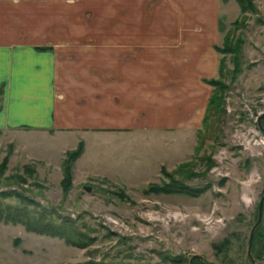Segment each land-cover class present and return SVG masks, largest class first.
Wrapping results in <instances>:
<instances>
[{
    "label": "rangeland",
    "instance_id": "1",
    "mask_svg": "<svg viewBox=\"0 0 264 264\" xmlns=\"http://www.w3.org/2000/svg\"><path fill=\"white\" fill-rule=\"evenodd\" d=\"M221 2L219 44L237 52L217 53L220 107L197 129L171 142L147 128L110 140L0 130V207L75 230L67 242L2 219L0 264H264V203L247 252L264 194V0Z\"/></svg>",
    "mask_w": 264,
    "mask_h": 264
},
{
    "label": "crops",
    "instance_id": "2",
    "mask_svg": "<svg viewBox=\"0 0 264 264\" xmlns=\"http://www.w3.org/2000/svg\"><path fill=\"white\" fill-rule=\"evenodd\" d=\"M222 7L0 0V130L110 140L147 128L167 131L171 142L175 131L197 129L209 98L204 80L218 72Z\"/></svg>",
    "mask_w": 264,
    "mask_h": 264
},
{
    "label": "trees",
    "instance_id": "3",
    "mask_svg": "<svg viewBox=\"0 0 264 264\" xmlns=\"http://www.w3.org/2000/svg\"><path fill=\"white\" fill-rule=\"evenodd\" d=\"M239 9L241 12L244 11H249L252 8V0H236ZM219 28L221 29V25L219 24ZM217 51L220 53H232L234 56L237 52L236 47L231 44L230 41H228V38H225L223 40L222 46H217L216 47ZM235 60H237L235 58ZM221 62V60H219V63ZM220 65V64H219ZM218 69H220V67H218ZM207 84L213 85L216 88L219 89H223L224 85L220 82H218L217 78H208L204 80ZM215 89L211 92V95L207 101V105H206V109H205V113H204V117H203V121H202V125L204 123V120L206 119V115L207 112L209 110L213 109H219L220 107V103H221V99L219 96H217ZM2 93V88L0 87V94ZM82 149V145L79 144V146L77 147V149H75L72 153H70L72 155V158H76L79 156L80 151ZM7 161V158H4L2 161V164L0 166L1 169H3L5 167V163ZM70 172L67 171L65 173L64 176V182L66 184L69 183L70 181ZM4 196H8V195H4ZM32 202V201H30ZM26 210L23 208H18V207H10V205L5 206L4 208L0 207V220L2 219H11L13 221H16L18 223H22L24 226H26V228L29 231H33L36 233H40V234H49L52 236H57V237H61L64 238L67 242L73 241L74 239H72L73 234H74V229L73 228H66L63 225H57V224H53L51 222H42L40 221V218H35L33 217V219L30 218H25V212ZM7 218V219H6ZM69 233H68V232Z\"/></svg>",
    "mask_w": 264,
    "mask_h": 264
},
{
    "label": "water",
    "instance_id": "4",
    "mask_svg": "<svg viewBox=\"0 0 264 264\" xmlns=\"http://www.w3.org/2000/svg\"><path fill=\"white\" fill-rule=\"evenodd\" d=\"M260 117H258V126H259V129L264 131V128L261 126L260 124ZM263 203H264V194L262 195L260 201H259V204H258V220L256 222V224L253 226L251 232H250V236H249V245H248V255H250V247H251V244H252V239H253V233H254V228L256 227V225L260 222L261 220V217H262V211H263ZM199 257V256H198ZM252 262L253 264H255L254 260L252 259Z\"/></svg>",
    "mask_w": 264,
    "mask_h": 264
}]
</instances>
